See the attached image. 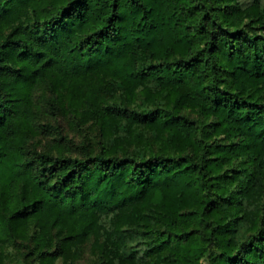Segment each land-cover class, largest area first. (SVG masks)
Returning a JSON list of instances; mask_svg holds the SVG:
<instances>
[{
	"label": "trees",
	"instance_id": "obj_1",
	"mask_svg": "<svg viewBox=\"0 0 264 264\" xmlns=\"http://www.w3.org/2000/svg\"><path fill=\"white\" fill-rule=\"evenodd\" d=\"M0 264H264V0H0Z\"/></svg>",
	"mask_w": 264,
	"mask_h": 264
},
{
	"label": "rangeland",
	"instance_id": "obj_2",
	"mask_svg": "<svg viewBox=\"0 0 264 264\" xmlns=\"http://www.w3.org/2000/svg\"><path fill=\"white\" fill-rule=\"evenodd\" d=\"M41 122L46 123V125L41 128V132L34 138L38 148L47 149L52 144L53 140L58 141L60 139L56 127L61 128L63 135L73 137V132L69 130L70 127L68 128L66 121L61 117L52 118L49 116H43ZM87 259L88 255L86 252L83 261H86Z\"/></svg>",
	"mask_w": 264,
	"mask_h": 264
}]
</instances>
